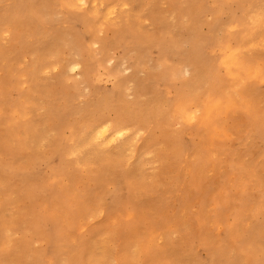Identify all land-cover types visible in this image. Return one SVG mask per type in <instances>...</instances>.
I'll return each instance as SVG.
<instances>
[{
    "label": "snow or ice",
    "instance_id": "obj_1",
    "mask_svg": "<svg viewBox=\"0 0 264 264\" xmlns=\"http://www.w3.org/2000/svg\"><path fill=\"white\" fill-rule=\"evenodd\" d=\"M0 264H264V0H0Z\"/></svg>",
    "mask_w": 264,
    "mask_h": 264
},
{
    "label": "rangeland",
    "instance_id": "obj_2",
    "mask_svg": "<svg viewBox=\"0 0 264 264\" xmlns=\"http://www.w3.org/2000/svg\"><path fill=\"white\" fill-rule=\"evenodd\" d=\"M0 71H2V68H0Z\"/></svg>",
    "mask_w": 264,
    "mask_h": 264
}]
</instances>
